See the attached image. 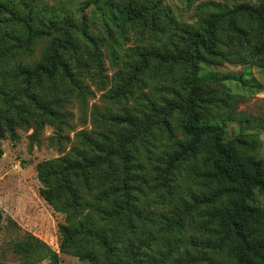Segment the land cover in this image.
<instances>
[{"label":"trees","instance_id":"trees-1","mask_svg":"<svg viewBox=\"0 0 264 264\" xmlns=\"http://www.w3.org/2000/svg\"><path fill=\"white\" fill-rule=\"evenodd\" d=\"M163 1L85 3L107 9L106 38L115 30L123 38L136 31L149 42L126 49L107 98L119 102L145 85L152 92L144 94V103L133 111H96L97 121L106 127L99 138L83 134L82 146L37 163L40 194L65 214L58 225L60 251L91 264H264L259 139L244 129L230 132L231 122L249 118L235 114V96L216 115L218 99L205 88L210 83L225 86L226 80L247 82L242 73L219 76L203 70L227 59L229 53L220 48L223 35L234 34L238 40L246 31L241 22H252L264 40V0L233 6L205 2L203 6L214 9L196 28L176 24ZM89 19L85 11L57 13L41 0H0V140L16 139L18 127L30 123L35 133L47 123L60 131L65 114L49 93L59 87L81 99L89 93L83 76L103 65V38L94 33ZM172 26L170 34L166 27ZM161 136L175 148L154 167L151 184L146 178L150 143ZM172 188L184 190L180 206L171 212L174 216L150 208ZM199 210L210 225L202 248L214 254L173 257L183 238L172 229L181 225L183 216L189 219ZM13 250L22 264H60V253L32 232H24Z\"/></svg>","mask_w":264,"mask_h":264},{"label":"rangeland","instance_id":"rangeland-1","mask_svg":"<svg viewBox=\"0 0 264 264\" xmlns=\"http://www.w3.org/2000/svg\"><path fill=\"white\" fill-rule=\"evenodd\" d=\"M47 7L53 8L57 13L69 11L71 14L85 11L90 18L92 30L103 38L101 45L102 66L100 69L92 68L83 76L84 83L88 86L89 93L81 99L76 95L64 92V87L50 92V96L57 99L58 110L65 114V121L60 131L54 123H47L38 133H35L34 123L19 126L18 137H6L0 140L3 150L0 156V210L2 212V227L0 229V264H22L13 246L21 235L28 231L45 240L50 246L60 253V264H91L80 260L74 254L60 251V236L58 225L65 220V214L55 211L53 207L40 194L41 183L37 177L36 165L38 162L53 159L67 154L74 146H82L83 134L99 138L106 131L105 125L97 121L95 112L110 109L114 112L122 108L133 111L144 103L143 95L151 94L148 85L134 88L132 93L119 102L107 98L116 85L114 78L117 70L122 68L126 58V49L130 46H146L148 41L139 37L136 31H129L127 38H123L116 30L113 37H105L103 24L108 22V11L96 5L86 6L90 0H41ZM208 1L224 6H233L239 3H258L260 0H164L163 4L169 6L170 14L176 24H187L198 27L200 19L206 16L214 7H205L202 4ZM82 6H86L81 10ZM46 9L45 7H43ZM117 21V20H116ZM246 30L244 35L235 40V35H223L225 44L221 50L229 53L227 59L215 61L214 64L204 66V71H209L219 76L222 74L242 73L247 83H237L226 80L225 86L210 83L205 88L218 99V107L214 110L227 109L226 103L233 100V110L238 117H248L249 121L235 120L229 125L230 132L244 129L259 139L257 155L264 160V40L255 32L252 22H241ZM171 34L174 26L166 27ZM237 38V37H236ZM113 52V53H112ZM254 52L256 53L254 55ZM128 56V55H127ZM91 64L92 61H89ZM100 70V71H99ZM175 125V123H173ZM177 139L181 135L176 131ZM150 147L146 178L150 183L155 182L156 173L152 170L158 165L159 160L175 148V144L166 137L152 139ZM143 159V158H142ZM145 168L147 159H144ZM163 188L158 190L162 192ZM183 188H172L165 191L163 196L156 197L150 208L156 213L165 212L167 216L181 204L184 197ZM259 205L264 209V194L259 193ZM170 212V213H168ZM173 235H180L183 239L179 249H173V257L184 255L200 256L205 251L201 243L210 237V225L199 210L187 219H181V225L172 229ZM193 260V259H191ZM38 264H51L44 260ZM184 264H194L186 261ZM196 264V263H195Z\"/></svg>","mask_w":264,"mask_h":264}]
</instances>
